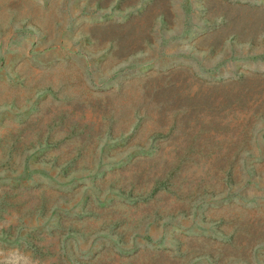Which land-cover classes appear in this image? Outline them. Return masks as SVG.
Listing matches in <instances>:
<instances>
[{
  "label": "rangeland",
  "instance_id": "1",
  "mask_svg": "<svg viewBox=\"0 0 264 264\" xmlns=\"http://www.w3.org/2000/svg\"><path fill=\"white\" fill-rule=\"evenodd\" d=\"M157 13L167 21L154 20ZM144 94L167 102L139 107L159 123L135 117L124 134L104 129L105 117L117 115L115 129ZM176 109L192 117L193 131L201 115L211 130L199 139L221 146L189 157L177 172L196 182L230 169L242 177L233 195L209 193L188 206L189 198L179 199L191 191L182 183L178 193L171 187L140 197L177 162L181 138L152 134ZM59 111H69L65 122L76 120L89 142L72 163L55 166L53 155L74 149L79 138L62 140L59 126L50 132L55 146L35 135ZM253 162L264 167V0H0V264L49 263L18 247L29 231L57 242L61 220L74 227L59 243L68 264L100 255L110 264H220L185 247L223 249L217 225L203 222L221 203L264 218L255 211L264 209V168L257 179ZM6 196L11 205H3ZM43 196L55 202L44 216L43 209L32 213ZM178 207H189V217L170 215ZM14 225L8 240L2 229ZM251 258L264 264V243Z\"/></svg>",
  "mask_w": 264,
  "mask_h": 264
},
{
  "label": "trees",
  "instance_id": "2",
  "mask_svg": "<svg viewBox=\"0 0 264 264\" xmlns=\"http://www.w3.org/2000/svg\"><path fill=\"white\" fill-rule=\"evenodd\" d=\"M139 1V0H132V2ZM161 18L163 21H167V17L164 13H157L154 16V20ZM148 88V87H147ZM156 88L155 90H158ZM145 93L146 90H145ZM140 101L133 100L132 103L127 107L125 110L126 114L124 118L119 120V122L116 124L114 129V124L116 123L117 115L111 113L108 115V117H105L106 125L104 129H107L110 134L113 135H120L127 132L129 127L133 124V121L135 117L139 120H151V121H157L156 123H159V120H156V118H153L154 115L149 116L148 108H144L145 111L140 110L139 107H141L142 104H145L146 102H151V109L155 110V108H158L160 106L165 105L167 102L162 101L163 99H154V96L152 97L147 96L144 94V96L139 99ZM142 100L144 101L142 103ZM79 102V101H77ZM147 110V111H146ZM121 111V110H119ZM181 111L180 109H176L175 111L171 112V123L165 127L164 125H158L156 124V129L152 133L153 135H172L177 138H181V147H175V154L177 155L178 159L175 164L168 167V165L159 173L158 176H155L154 180L151 184L147 185L143 189H141L139 195L140 197L143 196V199H148L149 197H154L156 192H161L162 190H169V188L173 187L174 189L176 187L179 188L178 192L182 191L184 186H182V183L184 185L189 186V189H185L186 195L184 197H180L179 199L182 200V204L185 200V198H189L188 206L193 204L197 199H200V197H203L205 195H208L211 193L212 195H222L223 193L227 192L228 195H233L236 190L239 189L240 183L242 181V177L236 178L230 169L223 170L222 176H220L218 179L214 178H206L207 175L201 176L196 182L190 181V177L184 172H177V169L180 168V165L182 162L188 160L189 157L200 154L203 156L204 150L210 149V151H220L221 146L217 145L215 143H210V141H202L199 139V137L205 133H209L210 123H205L202 119V116L199 115V117L196 120V127L200 124L197 131H193L190 128V121L192 120V117L189 118H182L178 116V112ZM183 111H187L186 108L183 109ZM155 112V111H153ZM254 114L257 115L258 111ZM69 111H59L55 113L54 117L50 119L49 121L42 123V125L39 127L38 131L36 132L35 141L38 143H46L49 146L56 145L52 141V135H51V129L53 127L59 126L62 140H65L67 138L71 137H78V143H76L75 148L71 150H66L62 152L61 150L53 155V161L55 166H59L62 164H70L74 160L75 156H72L74 153H81L82 149L85 148V145L89 142L88 133L85 132L84 127H80L79 123L72 119L66 120L64 119L70 117ZM260 116V115H258ZM256 117V116H255ZM191 118V119H190ZM189 119V120H188ZM214 129L217 127L213 125ZM194 129V128H192ZM25 129H18L16 132L17 134L14 136V139L18 142L19 138H22V132ZM116 130V131H114ZM104 130H102L103 132ZM115 132V133H114ZM101 135V131L99 133ZM31 142L33 141V137H31ZM19 143V142H18ZM159 146V145H158ZM242 147V152L248 153L250 149L246 147ZM247 148V149H245ZM245 149V150H244ZM244 150V151H243ZM243 153V154H245ZM262 162V161H261ZM257 163L258 165L261 163ZM256 163L251 164V169L253 170L254 175L257 176V179L262 177L261 176V169L264 167L259 165L255 166ZM182 173V174H181ZM179 177L180 181H177V178ZM257 179L250 180V182L256 181ZM191 182V184H190ZM177 192V189H175ZM174 192V191H173ZM176 192L174 194H176ZM177 192V193H178ZM189 192V193H188ZM244 196L247 197V194L244 193ZM8 196H6L3 199V205H11V202L7 200ZM11 197V196H10ZM9 197V198H10ZM3 198V197H2ZM49 198L47 196H43L39 199L37 204L35 205V210L32 211L36 212L38 209H43L42 216L46 214L48 209L52 206V202L48 201ZM231 200L229 203L222 204L216 208H208L207 217L203 219L204 224L209 223L213 225H217L216 231L220 233V236L227 241L225 244H223L222 248H217L206 244L203 245H196V247L188 245L185 248H187V251H191L195 255H203L208 256L210 258L217 257L218 261L220 260V264H226V260L229 257H235L236 260L239 259V261L246 262L248 264H252V258L251 253L256 249V246L264 243V218L263 215H260L259 217H255L252 215H249L245 213L243 210L235 209V208H225V206L232 205ZM49 207V208H46ZM234 207V206H231ZM46 208V209H45ZM259 209H256L257 212ZM190 208H182L178 207L175 211L169 212V213H176L170 214L172 216L182 215L183 217H189L190 215ZM168 214V213H167ZM160 217L164 216L162 214L158 215ZM21 217H18L17 220L19 221ZM17 221V222H18ZM58 225L61 229V232L58 234V241H46L44 240V236L40 234V232L37 231H29L28 234L24 237L25 241L22 242V246L18 247L19 249H28L31 251L32 258L34 260H39L41 258H50L51 261L47 264H63L64 262L66 264L67 261L64 258V256H68L67 253L62 250V246L59 244L61 242V237L64 236L67 232L73 231V225L70 223H67L63 220L59 221ZM222 225H225V227H221ZM58 228V227H57ZM138 229V226H135L133 230ZM2 231L5 233V236L8 240H11L15 234H16V227L9 226L7 228H3ZM18 232H22V230H19ZM149 236V233L146 234V237ZM239 236L242 237L241 239H247L249 241L246 243V241H238ZM184 244V243H183ZM181 249H179V253L181 256L186 255L182 249V244H180ZM104 247V246H102ZM227 247V248H224ZM231 250L233 251L232 254H230L227 257V251ZM73 251H76L73 249ZM63 256V257H62ZM55 257V259L53 258ZM187 262V261H186ZM64 263V264H65ZM71 264H110L106 262V259L103 258V255H100L99 257L95 258L94 261H83L81 259H73L71 261ZM146 264H161L158 261H150Z\"/></svg>",
  "mask_w": 264,
  "mask_h": 264
},
{
  "label": "water",
  "instance_id": "3",
  "mask_svg": "<svg viewBox=\"0 0 264 264\" xmlns=\"http://www.w3.org/2000/svg\"><path fill=\"white\" fill-rule=\"evenodd\" d=\"M260 211H262L261 213H264V209L262 207H260L257 212H260Z\"/></svg>",
  "mask_w": 264,
  "mask_h": 264
}]
</instances>
